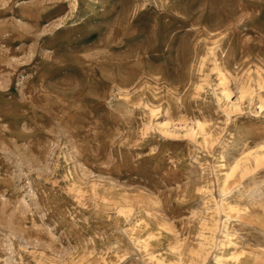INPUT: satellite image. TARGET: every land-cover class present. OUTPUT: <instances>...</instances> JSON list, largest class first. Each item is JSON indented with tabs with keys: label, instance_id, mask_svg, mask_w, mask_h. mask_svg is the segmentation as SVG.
Here are the masks:
<instances>
[{
	"label": "rangeland",
	"instance_id": "374dc122",
	"mask_svg": "<svg viewBox=\"0 0 264 264\" xmlns=\"http://www.w3.org/2000/svg\"><path fill=\"white\" fill-rule=\"evenodd\" d=\"M0 264H264V0H0Z\"/></svg>",
	"mask_w": 264,
	"mask_h": 264
}]
</instances>
